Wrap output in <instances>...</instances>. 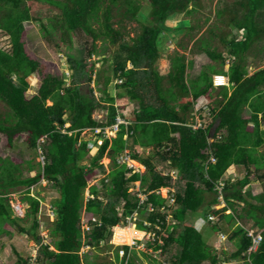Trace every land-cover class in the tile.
<instances>
[{
  "label": "trees",
  "instance_id": "trees-1",
  "mask_svg": "<svg viewBox=\"0 0 264 264\" xmlns=\"http://www.w3.org/2000/svg\"><path fill=\"white\" fill-rule=\"evenodd\" d=\"M197 1L148 0L151 9L145 17L147 23L142 24L136 37L128 41L120 29L122 25L114 26L113 12L118 10L122 17L139 21L137 0H0V29L9 35L11 46L9 51L0 48V101L8 109L7 114L0 117V133L5 134L10 145L24 134L26 146L33 151L40 150L43 156V164H36L39 170L32 176H23L17 161L0 157V224L8 221L20 233L34 238L39 246L32 264H84L81 248L84 245L99 248L100 242H107L112 236L110 229L113 226L126 225L127 218L136 212L146 213L148 225L142 220L137 222V229L153 231L156 237L147 243V247L160 251L167 259L165 264H202L204 261L216 264L229 259H242L243 264H264V191L253 195L248 188L251 167L259 179L264 177L263 163L256 154L263 144L259 114L264 120V68L249 75L246 62L250 49L263 39L264 0H238L231 10L227 8L218 14L226 12L229 24L243 31L242 39L232 33L230 39L222 38L228 47L226 72L208 65L196 78L187 81L185 58L174 55L170 58L172 65L167 74L169 85L164 87L165 77L155 66L159 46L166 33L181 30L167 26L165 21L173 13L189 14V4ZM36 4L59 9V25L52 30L44 28L55 47H59V43L53 33L57 28L62 31L60 40L65 42L64 52L71 74L69 83L63 78L44 76L37 91L29 94L27 77L33 73L41 75L44 69L27 54L23 41L24 22L34 18L31 9ZM65 36L70 38L69 42ZM98 40L118 45L112 73L105 77L100 98L93 95L90 85L94 64L87 63L91 56L99 54ZM201 44L199 51L212 61H219L221 67L226 64L222 53L210 49L207 42ZM212 74L225 75L230 88L219 87L217 95L220 98L211 99L214 105L209 115L216 121V126L211 135L214 140L208 142L212 123L194 129L188 117L194 100L209 95L215 88ZM113 79L121 80L115 85L117 96L127 97L138 107L133 111V121L127 127L121 125L116 137L97 135L103 137V142L85 166L81 161L88 157L90 147L88 141L81 138L82 131L111 125L119 111L123 114V109L116 107L115 98L107 92ZM221 81L225 82L223 76ZM82 82L89 86V95L81 93ZM48 100L51 104H47ZM178 100L182 102L178 103ZM102 102L108 105L105 121L101 122L92 114L103 106ZM245 108L249 110L247 115L243 114ZM66 112L68 118H64ZM67 121L69 126L65 127ZM250 122L253 123L251 129L248 128ZM137 146L152 147V152L143 157ZM125 149L129 150L132 159L145 167L144 173L134 171L126 164L118 165L114 160V167L101 179L103 190H98L95 185L89 187L91 173L98 172L102 157L108 153L114 157ZM210 157H214L215 162L209 161ZM232 164L244 165L247 173L240 179L225 180L221 192L226 207L213 209L218 203V181ZM175 170L176 178L171 175ZM105 178L108 181L105 182ZM41 179L59 193L52 202L54 249L42 243L43 238L36 232L40 201L30 195V189ZM137 181L146 195L143 202L137 193L129 191L130 184ZM17 187L26 189L24 199L29 203V209L23 218L33 217L32 229L19 223L23 218L13 216L8 194ZM88 187L93 198L85 200L84 192ZM161 188L173 190L171 206L166 205V197L157 193ZM100 195L105 201L99 198ZM236 202L243 203L237 214ZM149 204L151 212L147 211ZM83 207L88 212V230L83 228ZM227 208L233 211L224 213ZM188 212L193 218L219 216L231 225L238 219L251 220L253 228L262 230V240L256 251L248 254L251 237L242 225H238L230 235L231 240L235 239L236 250L221 259L206 244L202 233L192 223L185 222ZM168 215L176 222L168 223ZM93 217L97 222H92ZM212 229L219 230L220 227L214 223ZM2 232L9 234L0 228ZM123 249L122 264H135L127 257L128 245ZM18 258V262H27V259Z\"/></svg>",
  "mask_w": 264,
  "mask_h": 264
},
{
  "label": "rangeland",
  "instance_id": "rangeland-1",
  "mask_svg": "<svg viewBox=\"0 0 264 264\" xmlns=\"http://www.w3.org/2000/svg\"><path fill=\"white\" fill-rule=\"evenodd\" d=\"M137 1L140 6L139 21L122 17L118 10H114L113 12L114 16L112 21L114 22V26L120 27L122 25L120 29L124 32V39L128 41H131V39L136 37V35L140 32V26L142 24L147 23L145 17L148 16L151 9L148 0ZM237 1L238 0H198L196 3L191 2L189 4L188 9L191 11L189 14L173 13L167 18L165 21L167 26L171 28L179 27L181 30H173L172 32L166 33L165 38L161 40L159 46V56L156 60L155 66L157 67L159 73L165 77L163 81L164 87H168L169 85L167 81V74L170 72L172 65L170 58L174 55L184 56L186 64L188 65L185 74L187 81L196 78L202 70L207 68L208 65H213L216 69L223 71L228 69V47L222 41V38L226 37L227 39H230L232 33L239 39H242L243 31L234 29L231 24H229V15L226 12L221 15L218 14L221 10L227 11V8L232 9L233 4ZM58 14L59 9L56 7L48 5L40 6L36 4V6L31 9V15L34 18L29 22H24L23 41L25 44V50L31 58L37 60L44 67L41 75L38 73H33L27 77V81L29 83L27 92L29 94H34L37 91L41 79L47 75L61 79L63 78L66 83H69L70 81L69 75L71 74V70L69 69L67 57L64 52L65 42L60 40L62 31L57 28L53 33L56 41L59 43V47H55L50 40L51 38L47 36L44 28L46 27L47 29L52 30L54 26L59 25ZM95 26L97 27L98 25L95 24ZM70 36L72 37L73 34H70ZM262 38L263 39L260 40V42L258 41L257 44L254 45V48L252 47L248 53L246 62L248 64L249 75L261 68H264V35ZM65 39L66 42H69L70 38L65 36ZM202 41L207 42L210 49H215L217 52L222 53V55L226 57V64L223 65V67H221L219 61H212L205 53L199 51V47L202 46ZM96 44L99 54L91 56V58L87 60V63L94 64V72L90 85L93 95L96 98H100V96H103L105 77L107 75H111L112 73L111 66L115 52L118 49V45H112L111 43L104 42L102 40H98ZM0 48L6 51H9L11 48L9 35L1 29ZM215 76L216 75L214 74L211 75L212 84L215 88L210 91L209 95H202L198 99L194 100L188 117L189 122L192 123L194 127H197L201 124L205 126L208 123H212L210 135L208 136V142H212L214 140L211 135L213 134L216 126V121L209 115L210 108H212L214 105L212 103L213 100L211 99L212 97L220 98V96L217 95L220 89L219 87L230 86L226 76L225 82L221 81V75L217 77ZM118 82L120 83L119 80L113 79L107 87V92L110 96L115 98L116 107L122 108L123 111H126L124 112L125 115L129 114V117H131L130 119H132V110H135L138 105L131 102L125 96H117L118 89L115 87V85ZM80 91L85 95H89V86L82 82ZM179 100L178 103H181L182 101ZM47 104H51V102L48 100ZM102 105V107L95 109L92 114L93 118L97 121H105L106 118L108 103L102 102ZM201 106H203V108L198 110ZM204 107L207 108L204 109ZM7 111V107L2 101H0V117H4L7 114ZM247 113H249V110L245 108L243 114L247 115ZM120 115L124 114L121 112ZM68 116L69 113L66 112L64 118H68ZM68 123L69 122L67 121L65 127L69 125ZM248 125L253 126V123H249ZM261 128L264 129L263 123H261ZM107 134L109 135L108 138L116 137L115 133ZM23 135H20L16 139L14 145H10L5 134L0 133V157L17 161V163L21 164L20 166L22 168L23 176H32L39 170V167L36 164L39 162L43 164V159L40 150L37 149L33 151L26 146ZM81 138L88 141V145L90 147L88 157L81 161V164L88 166L89 159L96 155L99 145H101L103 142V138L97 137L96 133L91 129H84L82 131ZM137 149L143 157L148 156L152 152V147L143 148L137 146ZM124 153H126L125 150L119 154H116L114 157H112L110 153L105 154L100 160L101 166L97 169L98 172L91 173V177L93 176L94 178L89 182V187L95 185L98 190L102 191L103 183L101 182V179H103V177H105L107 173L114 167V160L116 161V159L122 157ZM129 163H131L134 171L144 173L145 167L141 163L136 160H132ZM227 173L228 175L223 179H231L233 181L242 178L246 174V170L241 166L236 169L229 168ZM174 177L176 178V174ZM250 179L251 184L249 185V190L251 194L258 195V193H262L264 191V177L259 179L255 171L252 170ZM89 187L85 189V199L90 196ZM25 191L26 189L24 187H17L15 189H11L8 194L9 204L13 209L14 217L17 216L23 218L29 209V203L24 199L26 196ZM129 191L137 193L138 197H140V202H143L146 199V195L143 193L139 181L130 184ZM172 192L173 190H170L169 188L160 189V194L166 197L165 202L167 206H171L174 203L169 200ZM58 194V191L44 179H41L36 187L30 189V195L36 197L40 201V209L37 215L38 227L36 228V232L43 238L42 243L49 244L51 249H54V239L51 235V231L54 227L55 220L52 202L58 198ZM223 194L224 193H218V203L213 206V209L218 210L226 207ZM99 198L103 199V196L100 195ZM103 200L105 201V199ZM242 206L243 203L236 202V214L240 213ZM118 209L121 211V206H119ZM162 210L163 209H161V211ZM147 211H152L150 204L147 205ZM232 211V209L227 208L224 213L227 214L231 213ZM145 217L146 213H143L142 215L137 212L133 213L132 217L127 218L126 225H122L125 223H121L120 226L123 228L119 227V229H117L116 227L110 229L114 231L113 236H111L107 242L106 240L101 242L102 246L99 248H91L84 245L80 250L83 263L119 264L120 261L119 259H116V253L118 252L119 257H123L124 251L122 252L121 249H123L124 245L129 246L128 256L133 258L135 264H153L154 262L152 261L154 260H157L158 263L167 261L166 257L164 258V256L160 254V251H153L152 248L147 247V243L150 240L153 241L156 237L152 234L153 231H141V234L140 231L136 229L137 222L144 220L143 222L147 224ZM212 217V220L207 221L205 224L209 226V232L211 233L210 237L208 238V244L215 251V253L221 257V259H223L224 256H230V254L236 250V245L234 243L235 239L231 240L230 235L238 225H242L246 230L251 228L254 229L251 220L246 221L244 219H238L231 225L228 224L224 219H219V216ZM87 218L88 212L83 207L82 220L83 228L85 230L90 228V225H87ZM166 219L168 223L176 222L170 215H168ZM192 221L193 216L188 212L185 222L189 224L192 223L194 227H201V222L196 224ZM19 223L23 226H26L28 229H32L33 217L31 216L23 218V220ZM214 223L220 227L219 230L212 229ZM0 228L4 229V231H9V234L5 232L0 233V264H32L39 246L34 238L25 233H20L18 228L8 221H3V223L0 224ZM254 230H256V228ZM132 240H134V244L132 243ZM15 251L18 255L15 253ZM18 256H20L22 259H27V262H18ZM243 263L244 261L242 259H229L228 261L218 262V264ZM202 264H210V262L204 261Z\"/></svg>",
  "mask_w": 264,
  "mask_h": 264
},
{
  "label": "built area",
  "instance_id": "built-area-1",
  "mask_svg": "<svg viewBox=\"0 0 264 264\" xmlns=\"http://www.w3.org/2000/svg\"><path fill=\"white\" fill-rule=\"evenodd\" d=\"M217 77V76H215ZM203 106L199 107L198 110L202 109ZM207 107H204V109H206ZM209 111V110H208ZM130 124V121L127 120L126 118L122 117L121 115H117L116 117V120L114 123H112L110 126L106 127L105 129H101V128H96L95 129V133H103L105 137H108L109 135L107 133H117L120 129V126L121 125H124V126H128ZM203 126L202 124L197 126V127H194V125H192V127L194 129L198 128V127H201ZM127 135H125V138H126ZM125 152L124 155H122V157H120L119 159H116V162L117 164L119 165H122V164H126V166L128 168H133L131 163H129L130 161H132V158H131V155L129 153V150L125 149ZM42 159H43V156H42ZM209 161L211 162H215V158L214 157H210ZM175 171H172L171 172V175L174 177L175 175ZM224 186V181H218V184H217V189L219 191V193H222V188ZM157 193H160V191H157ZM169 200L171 202H174V198H173V195H171L169 197ZM212 216L209 217L210 220H212ZM93 220H95L93 218ZM153 234V233H152ZM154 235V234H153ZM247 235L249 237H251V240H252V243L251 245L249 246V248L247 249V253L250 254L254 251H256V249L258 248L259 246V243L261 242L262 240V231L261 230H254V229H247Z\"/></svg>",
  "mask_w": 264,
  "mask_h": 264
},
{
  "label": "crops",
  "instance_id": "crops-1",
  "mask_svg": "<svg viewBox=\"0 0 264 264\" xmlns=\"http://www.w3.org/2000/svg\"><path fill=\"white\" fill-rule=\"evenodd\" d=\"M228 70V69H227ZM226 70V71H227ZM225 71V70H224ZM225 71V72H226ZM223 75V74H222ZM224 78H225V75H224ZM228 79V78H227ZM228 83H229V81H228ZM230 85V84H229ZM230 87V86H229ZM263 90H264V88H263ZM229 91L231 92V89H229ZM133 111L134 110H132V113H133ZM124 112H126V111H123V114L125 115V113ZM127 116V117H126ZM124 118H126L127 120H129V121H133L132 119H130L131 117H129V114L128 115H125L124 116ZM102 122V121H101ZM259 122H260V124H259V126H260V130H262L263 132H264V129L263 128H261V123H263V125H264V120H263V118H262V115L261 114H259ZM251 123V122H250ZM69 124V123H68ZM69 126V125H68ZM248 128L249 129H251L252 128V126H249L248 125ZM256 154L258 155V157H259V159H261V155H263V159L261 160L262 162H263V164H262V171L264 172V133H263V144L261 145V146H259L258 148H257V152H256ZM243 167L245 170H246V173H247V169H246V167L244 166V165H240V164H232V165H230L229 166V168H238V167ZM228 168V169H229ZM227 169V170H228ZM227 170H226V172L224 173V175H223V177L222 178H225L227 175H228V173H227ZM252 170H254V167H251L250 168V171H252ZM175 172H176V170H175ZM227 173V174H226ZM230 177V176H229ZM175 178V177H174ZM226 180V179H225ZM250 184H251V182H250ZM249 184V185H250ZM249 185H248V188H249ZM259 194V193H258ZM200 219H206V218H204L203 216H198V217H196V218H193V223L195 222L196 224L198 223V222H202V225H201V227L199 226V228L198 227H195L196 228V230L197 231H199V232H201L202 233V236H203V239H204V241L206 242V244L208 245V246H210L209 244H208V238L210 237V235H211V233L209 232L210 230H209V226L208 225H205L206 223H207V221H205V222H203L202 220H200ZM197 226V225H196ZM130 228H132V227H130ZM133 229V228H132ZM140 233L142 234V232L140 231ZM100 246H102V244H100ZM99 246V247H100ZM128 258H130V256H128ZM132 258V257H131ZM116 259H119V264H122V261H123V257L122 256H120L119 257V255L116 253ZM133 259V258H132ZM152 262H156V263H158L157 261H152ZM134 263H135V261H134ZM153 263V264H154ZM159 264V263H158ZM160 264H165V262H163L162 261V263H160ZM211 264V263H210ZM216 264H218V263H216Z\"/></svg>",
  "mask_w": 264,
  "mask_h": 264
},
{
  "label": "clouds",
  "instance_id": "clouds-1",
  "mask_svg": "<svg viewBox=\"0 0 264 264\" xmlns=\"http://www.w3.org/2000/svg\"><path fill=\"white\" fill-rule=\"evenodd\" d=\"M229 66V65H228ZM223 76L224 77V75H222V74H216V76ZM120 82H121V80H119ZM117 115H120V111L118 112V114ZM122 117H124L123 115H121ZM130 123H131V121H130ZM108 126H110V125H108ZM108 126H105V127H95V128H93V129H91V130H93L94 132H95V129L96 128H101L102 130L103 129H105L106 127H108ZM68 127V126H67ZM99 134H101L103 137H105L104 136V134L103 133H96V135H99ZM117 134V133H116ZM101 136V138H103ZM108 138V137H107ZM132 160H134V159H132ZM135 161V160H134ZM119 165V164H118ZM133 169V168H132ZM103 172V171H102ZM94 177H92V179H93ZM227 180V179H226ZM105 181H108L107 179L105 180ZM219 181H224L225 182V179H220ZM160 191V190H159ZM89 198H93V195L92 194H90V196L88 197V198H86L85 200H87V199H89ZM140 198V197H139ZM210 217V216H209ZM209 217H208V219H200V220H202L203 222H205V221H211L210 219H209ZM93 218L95 219V220H93ZM92 218V222H97V218H95V217H93ZM83 221V220H82ZM145 224V223H144ZM87 225H89L88 224V221H87ZM121 224H117V225H115V226H113L112 228H116V227H121L120 226ZM122 225H124V224H122ZM89 228V227H88ZM111 228V229H112ZM121 228H123V227H121ZM137 229V228H136ZM252 229V228H251ZM255 229V228H254ZM257 229V228H256ZM88 230V229H87ZM139 230V229H138ZM257 230H261V229H257ZM139 231H143V230H139ZM262 231V230H261ZM111 232H112V236H113V233H114V231L113 230H111ZM146 232V231H145ZM144 232V233H145ZM113 238V237H112ZM135 240V239H134ZM134 240H132V243L134 244L135 242H134ZM136 241V240H135ZM103 242V241H102ZM100 244H101V242H100ZM130 246H132V245H130ZM129 247V246H128ZM121 251L123 252L124 250L123 249H121ZM124 254H125V252H124ZM123 254V255H124ZM127 257H128V254H127ZM123 258H124V256H123ZM125 264H126V262H125Z\"/></svg>",
  "mask_w": 264,
  "mask_h": 264
},
{
  "label": "bare ground",
  "instance_id": "bare-ground-1",
  "mask_svg": "<svg viewBox=\"0 0 264 264\" xmlns=\"http://www.w3.org/2000/svg\"><path fill=\"white\" fill-rule=\"evenodd\" d=\"M201 224H202V222H201ZM198 227V226H197ZM117 229H119V227H117Z\"/></svg>",
  "mask_w": 264,
  "mask_h": 264
}]
</instances>
